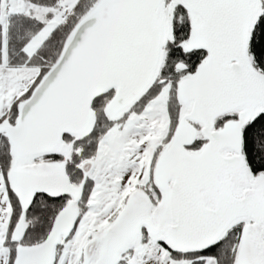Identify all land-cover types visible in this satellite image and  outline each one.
<instances>
[{
    "label": "snow or ice",
    "instance_id": "obj_1",
    "mask_svg": "<svg viewBox=\"0 0 264 264\" xmlns=\"http://www.w3.org/2000/svg\"><path fill=\"white\" fill-rule=\"evenodd\" d=\"M0 264H264V0H0Z\"/></svg>",
    "mask_w": 264,
    "mask_h": 264
}]
</instances>
